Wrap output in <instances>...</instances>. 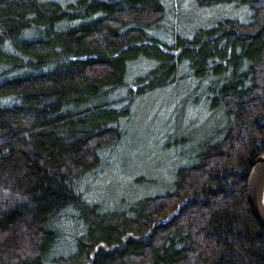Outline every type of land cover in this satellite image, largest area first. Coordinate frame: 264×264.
Returning a JSON list of instances; mask_svg holds the SVG:
<instances>
[{"label":"trees","instance_id":"1","mask_svg":"<svg viewBox=\"0 0 264 264\" xmlns=\"http://www.w3.org/2000/svg\"><path fill=\"white\" fill-rule=\"evenodd\" d=\"M185 80L220 116L192 160L121 210L86 203L134 99ZM263 151L264 0H0V264H264ZM66 209L87 231L50 253Z\"/></svg>","mask_w":264,"mask_h":264},{"label":"rangeland","instance_id":"2","mask_svg":"<svg viewBox=\"0 0 264 264\" xmlns=\"http://www.w3.org/2000/svg\"><path fill=\"white\" fill-rule=\"evenodd\" d=\"M219 119L203 100L202 88L195 90L192 81L136 97L117 121L119 138L77 181L83 200L98 204L102 212L117 211L125 203L162 192L170 186L174 170L192 160L198 140L210 136ZM76 213L66 209L53 220L61 235L54 239L50 253L74 247V243H66L84 221V216ZM82 226L85 232L87 228Z\"/></svg>","mask_w":264,"mask_h":264},{"label":"water","instance_id":"3","mask_svg":"<svg viewBox=\"0 0 264 264\" xmlns=\"http://www.w3.org/2000/svg\"><path fill=\"white\" fill-rule=\"evenodd\" d=\"M248 197L256 218L264 227V152L256 159L250 173Z\"/></svg>","mask_w":264,"mask_h":264},{"label":"flooded vegetation","instance_id":"4","mask_svg":"<svg viewBox=\"0 0 264 264\" xmlns=\"http://www.w3.org/2000/svg\"><path fill=\"white\" fill-rule=\"evenodd\" d=\"M101 246H103V243H101Z\"/></svg>","mask_w":264,"mask_h":264},{"label":"bare ground","instance_id":"5","mask_svg":"<svg viewBox=\"0 0 264 264\" xmlns=\"http://www.w3.org/2000/svg\"><path fill=\"white\" fill-rule=\"evenodd\" d=\"M254 172H255V170H254ZM254 172H253V173H254ZM249 191H250V189H249Z\"/></svg>","mask_w":264,"mask_h":264}]
</instances>
